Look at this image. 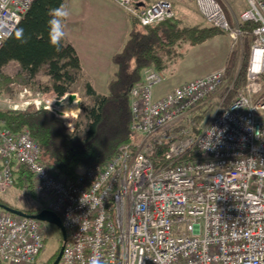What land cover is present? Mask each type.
Masks as SVG:
<instances>
[{
	"label": "built area",
	"instance_id": "built-area-1",
	"mask_svg": "<svg viewBox=\"0 0 264 264\" xmlns=\"http://www.w3.org/2000/svg\"><path fill=\"white\" fill-rule=\"evenodd\" d=\"M35 0H0V50ZM142 26L174 18L168 0H114ZM213 26L234 44L244 37L232 28L217 0H194ZM241 22H254L248 79L264 73V0H246ZM233 44V47H234ZM225 70L185 83L162 97L166 81L148 68L131 95L136 149L124 146L106 165L85 168L70 182L55 177L25 130L0 129V196L15 189L16 171L33 176L34 192L67 231L59 264H264V100L252 101L255 84L238 92L198 136L189 118L225 82ZM0 96L3 109L45 108L63 116L57 101ZM59 101V100H58ZM1 108V107H0ZM166 160L155 168L150 140L174 131ZM66 127L75 131V125ZM201 156L174 165L192 148ZM45 223L0 211V263L35 264L45 249Z\"/></svg>",
	"mask_w": 264,
	"mask_h": 264
},
{
	"label": "trees",
	"instance_id": "trees-1",
	"mask_svg": "<svg viewBox=\"0 0 264 264\" xmlns=\"http://www.w3.org/2000/svg\"><path fill=\"white\" fill-rule=\"evenodd\" d=\"M64 2L65 0H35L16 30L4 41L0 50V96H14L19 88L28 87L35 93H54L57 99H62L73 92L75 85L83 84L88 104H81L75 131L70 132L54 112L33 106L21 110L0 108V129L13 134L27 130L40 147L41 160L52 174L74 182L85 168L109 163L124 146L137 148L141 138L132 129L131 95L133 88L142 81L143 71L148 68L162 71L165 68L163 55L171 51L178 42L196 46L221 32L210 25H185L177 18L151 26H142L132 18L129 38L123 50L113 57L116 67L114 78L108 85L107 95L102 96L89 82L83 81L79 57L70 44L63 40L61 51L57 52L48 43L47 13L53 7L64 5ZM223 8L232 23L230 14L224 6ZM256 27L254 22H242L239 25L246 36L251 38ZM20 29L23 30V40L16 36ZM25 40L27 42H23ZM250 50L249 45L245 47L242 68L238 75L230 79L232 89L225 100L226 105L248 84ZM234 64L235 55L231 53L226 66V79L232 75ZM205 103L188 120L187 125L193 136L202 132L201 125L209 120L212 112V106ZM180 130L181 127L177 126L174 131H164L150 140V159L155 168L171 164L166 156L175 141L172 134L179 133ZM200 156V152L194 147L177 159L174 165L194 161ZM15 188L38 203L34 211H23L26 214L35 215L47 209L34 192L33 176L23 166H19L16 171ZM4 206L17 209L0 196V211H4ZM59 235L61 249L65 243L60 231ZM47 243L48 240L45 239V248ZM59 252L60 250L47 264H53Z\"/></svg>",
	"mask_w": 264,
	"mask_h": 264
},
{
	"label": "crops",
	"instance_id": "crops-1",
	"mask_svg": "<svg viewBox=\"0 0 264 264\" xmlns=\"http://www.w3.org/2000/svg\"><path fill=\"white\" fill-rule=\"evenodd\" d=\"M217 1L223 8L221 1ZM64 6L71 12L65 22L64 40L77 52L83 71V81L89 82L98 94L105 96L116 72L113 57L123 50L131 32L133 17L120 8L114 0H65ZM177 8V13L174 9V18L183 19L184 14L181 15L179 6ZM202 18L205 20L203 16ZM183 22L185 24V21ZM205 22L218 29L221 34L196 46L188 42H178L171 51L163 55L165 68L159 72L166 77L167 83L156 89L159 95H156L157 97L213 73L223 70L226 73L229 56L233 53V40L226 32L206 20ZM240 23L242 22L239 20V23H230V25L232 28H239Z\"/></svg>",
	"mask_w": 264,
	"mask_h": 264
},
{
	"label": "rangeland",
	"instance_id": "rangeland-1",
	"mask_svg": "<svg viewBox=\"0 0 264 264\" xmlns=\"http://www.w3.org/2000/svg\"><path fill=\"white\" fill-rule=\"evenodd\" d=\"M150 2L156 1V0H149ZM173 3L175 12H178V6L181 9V12L183 15V21H185V24L189 25H199L200 23L203 25H207L205 20L200 15V12L198 11L196 4L194 0H168ZM221 3L224 5L225 9L228 11L232 18V23L237 24L239 23L241 14L247 9V4L245 0H220ZM178 17V16H177ZM230 22V21H229ZM231 23V22H230ZM234 27H237L234 25ZM253 38L247 37L244 33V37L240 38L236 44H234L233 47V53L235 55V64H234V71L232 72V75L230 76L231 79H233L234 76L238 75L240 69L242 68L243 62H244V53H245V47L250 46L252 47ZM250 56H251V50H250ZM250 56L248 60V67H247V81L248 85L255 84L253 87H256L257 92L256 94H252L251 99L253 102L258 103L261 100L264 99V81L263 76L264 73L261 74L256 80H250L248 79V69H249V63H250ZM174 58V54L172 53V59ZM167 83V80L163 82L161 85L155 88V97L157 98V92L156 89L159 87H163ZM230 79H226L225 82L218 88V90L207 100L205 104H208L209 106H212V112L209 116V120L204 121L201 125L202 130L208 125L210 120L222 109H227L231 104L229 105L225 104V100L228 96V93L231 91V85ZM246 86V87H247ZM246 87H244L241 90H246ZM24 89H28L30 94H27V98L29 99H37L42 98L45 100H51V101H58V100H64L65 98L68 99V95L65 96L62 99H57L56 95L54 93H35L33 90H31L28 87H21L19 88V91L15 92L14 96L10 95H3L4 98H19L20 94L23 92ZM240 90V91H241ZM239 91V92H240ZM71 94H75L76 98L75 101H77V108L79 110L78 116L76 118V123L74 124L77 126L79 121V115L81 113V104H88V98L85 94L84 85H75L73 87V92ZM157 95V96H156ZM165 96V95H164ZM162 97V96H161ZM70 102V101H69ZM204 104V105H205ZM3 108L4 106H0ZM195 114V113H194ZM65 125H67V121L63 116L59 117ZM76 128V127H75ZM8 203H10L12 206L17 208L20 211H34L38 207V203L32 199L28 194L19 191L17 188L12 190L11 192L5 194L2 196ZM44 235L46 239L48 240V243L46 245V248L44 250V253L42 256L37 260L36 264H47L48 261L53 258L58 251L60 250V235L59 230L50 224H45L44 227ZM3 264V263H0Z\"/></svg>",
	"mask_w": 264,
	"mask_h": 264
},
{
	"label": "clouds",
	"instance_id": "clouds-1",
	"mask_svg": "<svg viewBox=\"0 0 264 264\" xmlns=\"http://www.w3.org/2000/svg\"><path fill=\"white\" fill-rule=\"evenodd\" d=\"M46 21L47 27V40L49 45L57 52L61 51L62 41L65 39V22L71 15V12L63 4L51 8L48 13ZM16 36L18 39L23 40V30L17 31ZM23 42H27L26 40Z\"/></svg>",
	"mask_w": 264,
	"mask_h": 264
},
{
	"label": "water",
	"instance_id": "water-1",
	"mask_svg": "<svg viewBox=\"0 0 264 264\" xmlns=\"http://www.w3.org/2000/svg\"><path fill=\"white\" fill-rule=\"evenodd\" d=\"M75 98H76L75 94H69L68 95V100L70 102H74ZM56 106L59 107V108H65L64 100L57 101ZM4 211H6V212H8V213H10L12 215H15V216L32 218V219L39 220V221H41V222H43L45 224H50L52 226H55L62 233V239H63L64 243H67V241H68L67 231H66V229H65V227H64V225L62 223L61 218L57 214L52 212L51 210L45 209V210L41 211L38 214L28 215V214H26L23 211H20V210L11 208V207H5L4 206ZM63 247H64V245L60 249L58 257L54 261L53 264H59V262H60V260L62 258Z\"/></svg>",
	"mask_w": 264,
	"mask_h": 264
},
{
	"label": "bare ground",
	"instance_id": "bare-ground-1",
	"mask_svg": "<svg viewBox=\"0 0 264 264\" xmlns=\"http://www.w3.org/2000/svg\"><path fill=\"white\" fill-rule=\"evenodd\" d=\"M64 103H65V108H59L60 113L63 114V117L67 121L66 122L67 126H71L73 128L79 113V110L77 108V101L69 102V100L65 98Z\"/></svg>",
	"mask_w": 264,
	"mask_h": 264
}]
</instances>
